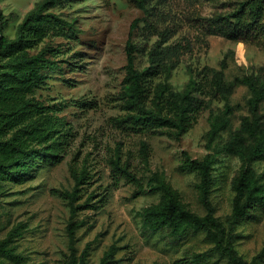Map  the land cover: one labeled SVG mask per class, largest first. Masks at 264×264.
<instances>
[{
  "label": "rangeland",
  "instance_id": "1",
  "mask_svg": "<svg viewBox=\"0 0 264 264\" xmlns=\"http://www.w3.org/2000/svg\"><path fill=\"white\" fill-rule=\"evenodd\" d=\"M38 1L41 0H0L2 35L13 37L18 23ZM238 1L147 0L148 13L130 0H64L50 8L72 21L78 38L52 31L39 43L38 48L49 44L58 50L55 57L59 65L48 71L45 84L34 96L63 119L60 132L65 141L59 161H39L21 181L0 180V239L15 232L11 245L23 261L0 260L6 264H64L69 208L63 192L72 189L73 173L82 170L86 182L78 201L83 203L91 194L92 197L77 213L82 224L75 235L79 252L89 244L86 264H99L112 244L117 249L111 264H175L178 259H190L212 248L213 243L203 231L188 230L181 236L172 235L166 228L151 232L143 225L140 212L161 198L159 191L149 189V176L157 171L185 208L203 215L199 174L181 165L186 157L201 159L210 154L214 160L209 195L214 215L226 221L234 194L232 182L242 161L238 155L217 151L230 139L249 142L241 130L242 118L248 115L247 87L237 84L233 88L228 98L232 108L230 123L210 146L207 132L212 116L222 113L223 99H210L191 128L179 138L166 128L136 132L118 123L117 118L126 113L121 98L125 43L135 18L139 20L131 40L137 46L136 65H148L155 50L168 67L167 76L163 71L153 78L154 82L166 79L172 89L182 90L190 77L210 74L211 69L221 66L226 81L250 72L264 77V44L232 40L210 33L200 24L201 17L230 11ZM68 60L75 65L69 66ZM86 101L90 104H81ZM260 112L264 115V102ZM142 140L149 147L147 165L139 153ZM117 155L127 160L141 178L142 193L134 196L136 185L113 175L110 162ZM252 167L260 174L264 159L253 162ZM254 213L255 218L244 219L234 228V246L246 261L264 244V211L256 208ZM186 261L184 264H230L214 251L199 262Z\"/></svg>",
  "mask_w": 264,
  "mask_h": 264
},
{
  "label": "trees",
  "instance_id": "2",
  "mask_svg": "<svg viewBox=\"0 0 264 264\" xmlns=\"http://www.w3.org/2000/svg\"><path fill=\"white\" fill-rule=\"evenodd\" d=\"M63 1L36 2L18 23L15 35L11 38L1 33L4 18L0 11V180L8 178L21 181L39 161L56 162L61 158L60 151L65 140L60 128L64 121L51 113L48 110L49 105L39 101L34 92L45 84L48 71L59 65V59L55 57L58 50L49 44L38 48L39 43L52 31L67 38H78L72 21L50 10ZM130 1L142 12L148 13L147 0ZM138 20L135 18L130 23L125 43V85L121 98L126 113L117 118L118 123L136 132H155L166 128L175 138H179L191 128L210 99H223L222 113L212 116L207 132V146H210L220 131L226 129L230 123L232 108L228 98L235 85H245L250 93L247 99L248 115L241 121V130L247 135L249 142L243 138L230 139L217 151L238 155L242 161V166L232 182L234 194L231 213L226 221L214 215V206L209 195L214 156L206 154L201 159L186 157L181 165L183 169L198 172L200 201L205 213L200 216L185 208L163 174L154 171L149 176V189L159 191L161 198L156 204L147 206L140 212L143 225L151 232L166 228L175 236H181L188 230L203 231L213 243L208 251L196 253L190 259L186 258L187 261L178 259L175 264H184L185 261L199 262L212 251L224 256L230 264H260L264 261V244L249 261L244 260L234 246V228L244 219L255 218L256 208L264 211V170L257 174L252 167L253 162L264 159V115L260 112L261 103L264 102V77L250 72L226 81L221 66L220 69H211L210 74L204 72L190 77L182 90L172 89L166 79L154 82L153 78L168 70V67L155 50H152L148 65L142 68L136 65L134 52L137 46L132 42L131 35ZM200 24L210 33L262 45L264 0H239L230 11L201 17ZM67 64L75 65L69 60ZM165 74L167 76L168 71ZM81 104H90V101ZM148 151V143L142 140L139 153L145 165L148 164ZM110 164L113 175L123 177L136 185L134 196L144 191L141 178L132 170L127 160L122 161L117 155ZM73 175L75 182L72 189L63 192L69 208L66 225L68 252L64 264H86L89 244L79 252L75 233L82 224L77 219V213L87 206L92 194L83 203H79V194L86 182L85 172L82 170L79 173L74 172ZM14 235L15 232L12 231L0 239V257L20 263L23 257L11 245ZM116 249L114 244L110 245L101 256L99 264H111ZM0 264L6 263L0 260Z\"/></svg>",
  "mask_w": 264,
  "mask_h": 264
}]
</instances>
